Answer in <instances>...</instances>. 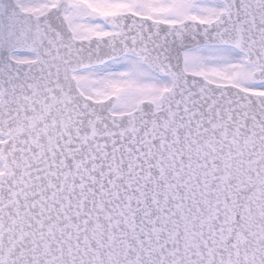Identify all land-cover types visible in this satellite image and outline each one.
<instances>
[{
	"label": "snow or ice",
	"instance_id": "1",
	"mask_svg": "<svg viewBox=\"0 0 264 264\" xmlns=\"http://www.w3.org/2000/svg\"><path fill=\"white\" fill-rule=\"evenodd\" d=\"M0 264H264V0H0Z\"/></svg>",
	"mask_w": 264,
	"mask_h": 264
}]
</instances>
